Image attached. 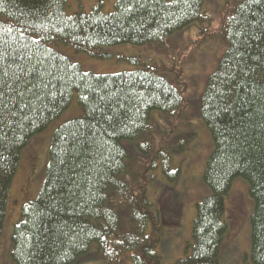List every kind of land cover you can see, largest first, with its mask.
Returning <instances> with one entry per match:
<instances>
[{"label": "trees", "instance_id": "1", "mask_svg": "<svg viewBox=\"0 0 264 264\" xmlns=\"http://www.w3.org/2000/svg\"><path fill=\"white\" fill-rule=\"evenodd\" d=\"M220 6L208 12L204 0H116L110 12L97 6L68 13L67 0H0L4 64L35 66L29 76L42 89L32 111L0 122V243L9 215L16 218L10 242L2 240L5 264H165L158 252L162 227L178 224L175 217L160 218L161 193L155 189L154 209L147 186L161 168L172 184L159 188L176 198L170 188L179 169L171 171V157L191 148L197 136L189 123L193 105L208 132L200 124L210 144L202 173L208 194L195 205L190 241L180 239L183 257L172 264H218L227 235L245 223L250 250L239 254L264 264V0H221ZM192 26L202 39L186 58L188 67L205 44L201 76L219 55L201 89L185 67L178 70L181 80L173 79L157 66L161 58L121 56L138 68L93 74L52 47L65 44L106 60L113 57L108 48L160 45ZM66 111L74 118L46 131ZM153 113L166 123L161 132L151 131ZM36 137L48 143L46 167L31 169L32 146L25 172L21 152ZM15 175L18 190L43 185L13 215L7 208ZM237 179L247 185L232 188ZM231 203L244 216H229ZM175 208L165 205L174 216Z\"/></svg>", "mask_w": 264, "mask_h": 264}, {"label": "rangeland", "instance_id": "2", "mask_svg": "<svg viewBox=\"0 0 264 264\" xmlns=\"http://www.w3.org/2000/svg\"><path fill=\"white\" fill-rule=\"evenodd\" d=\"M115 2L116 0H67L66 10L68 13H73L80 10L89 11L94 7L100 6L104 12H110L113 9V5ZM220 5H221V0H204V9L205 11L208 12H214L215 10H219L221 8ZM214 26L215 24L213 23V27ZM201 39L202 36L199 35L198 29L192 26L178 33L177 35H174L173 37L169 38L159 46L120 45V46L108 48V50L113 54V57L106 60H98V59L96 60V58L93 57L90 58V56L89 57L85 56L86 54L79 52L75 53L71 47L66 46L64 44H56V45H52V47L71 62L80 65V67L84 71L93 74H115L120 72L133 71L138 68L137 65H134L132 63V61L129 62L124 58H122L121 56H135V58L139 59L140 61L148 60L151 58H153L154 60L161 58V61L158 62L157 66L168 70L171 73L173 79L181 80L178 70L180 69V67H185L186 69H188V71H190V73L194 72L195 76L197 77V83L199 84V89H201L204 85L205 78L215 68L216 60L219 56L217 55L211 58V62H212L211 67L204 75L201 76L200 72L205 67V63L203 62V60L207 59L208 56L206 50L209 45L205 44L199 48L197 52L195 64L190 65L188 67L186 58L189 56L190 52L197 47V41ZM220 51L221 48L219 50V53ZM172 52H175L176 54L175 59L172 58L171 55ZM187 74H189V72L186 73V75ZM74 106L78 108V113H79L80 112L79 106L77 104H74ZM193 106L194 109L190 114L189 123H191V127L197 132V136L192 142L191 148L189 147L184 152H180L173 155L171 159L172 162L171 171L176 172V167H178L179 169L178 177L176 179V182L174 181L173 184L174 189L170 188V190L174 191L176 198L171 199V195H169L171 193H169L168 190L165 191L160 190L159 184L161 182L164 183L166 181L168 184H172V183H170L167 180V178L161 174L159 169L155 171L156 175H158L159 172V177L155 178L153 182L150 181L147 186L148 199L153 205L154 209H157L155 202V198H156L155 189L159 191V193H161L159 200H157L158 204H160L159 205L160 218H163V220H167L171 218L172 221L174 220L175 217L176 222L178 224L172 227H167V226L162 227V236L164 235L163 242L165 244L163 243V246L160 248L161 242L159 243L158 252L159 255L162 257V261L165 264H172L176 260L183 257V254L181 252L182 241H180V239H184L183 242L190 241L188 240V238L191 237L190 232H191V224L195 216V205L196 203L202 201L204 197L208 194V192L205 193L206 189L202 183V173H203V166L206 161V157L203 160L204 158L203 156L204 153L207 152V148L210 146V144H209L208 135L206 134L207 131L205 127L202 125V121L198 114L197 107L196 105ZM65 113H63L58 119H56L46 129V131L51 129V127L55 124L56 126H58L74 118V116L72 117L71 114H69L68 116L64 115ZM154 114L155 113H153L152 115ZM154 122L155 120L151 119L152 125ZM200 124L203 126L206 132L202 129ZM54 129L51 131V135ZM155 129H157L158 132H161V129L159 127L156 126ZM165 136L168 137L167 135ZM40 139L41 137L36 138L35 142L33 143L34 149L32 152V156L35 158V160L32 158L30 159L32 162L31 169L38 170L37 173L41 171V166L45 163L47 156L46 153L48 152V143ZM171 140H174V136L170 135L169 141L171 142ZM26 147L22 151L19 160V167L23 170L27 166L29 167V162H28L29 156L25 153ZM21 158H23L24 160L22 161ZM45 167H46V163H45ZM29 170L30 169H28V171ZM160 178L162 180H160ZM15 179H16V175L11 184L9 199H8L9 203L16 201L15 198H17L19 202L18 205L12 206L14 209L13 215H15L17 210H20L21 206L26 205L29 201L34 200L38 194L36 185L28 186L27 184L24 186L25 191L23 192V194L19 195L18 193L20 190H18L19 189V187L17 186L18 182H16ZM37 183L38 182H36V184ZM237 183H243L247 185V182L245 180L237 179L233 182L232 188H234ZM40 184L41 183L39 182L38 186ZM239 199L241 202H244L245 200L243 199L242 196H240ZM9 205L10 204H8L7 212L10 213L11 208H9ZM165 205L168 206L176 205L175 208L176 210L173 211V213L178 212L179 214L176 216L181 215V218H176V216L167 213L170 210H167L166 212ZM251 211L252 209L249 212V216ZM227 212L229 216H234V217H240L242 215L244 216V213L241 210L237 209L234 203H231V205L227 204ZM192 215H193V219H192ZM10 218L11 216L9 215V218L5 225L6 229L2 237V240L4 241L8 239L7 240L8 242H10V237H11V225L14 226L16 223V218L15 219L13 218L10 219ZM232 231L234 235H232V233L230 232L223 242L222 249L220 250L219 253L218 264H228L225 263V260L232 264H242L241 262H243V264H251L249 261H243V259L239 254L241 252H243L244 254L246 252H249L250 250L248 225L246 223L244 224V226L241 227L236 225L232 228ZM2 240L0 243V252L4 244L2 243ZM6 243L4 244L5 246L3 247V251H2L3 255L6 254L8 250V245ZM4 257L5 256H3L0 259V264H5ZM94 261H97L99 262V264H101L100 260H94Z\"/></svg>", "mask_w": 264, "mask_h": 264}, {"label": "snow or ice", "instance_id": "3", "mask_svg": "<svg viewBox=\"0 0 264 264\" xmlns=\"http://www.w3.org/2000/svg\"><path fill=\"white\" fill-rule=\"evenodd\" d=\"M4 59L5 54L0 52V122H3L6 115L22 116L25 109L32 111L33 101L42 99L40 84L29 76L30 72L37 71L35 66L25 68L15 60L10 65H6ZM45 74L40 72L41 77ZM44 87L46 88L47 85Z\"/></svg>", "mask_w": 264, "mask_h": 264}]
</instances>
